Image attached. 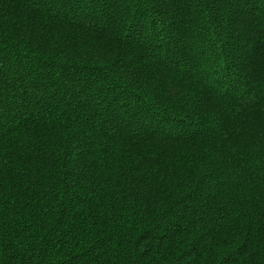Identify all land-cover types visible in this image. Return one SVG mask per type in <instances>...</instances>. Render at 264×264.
<instances>
[{
  "label": "trees",
  "instance_id": "1",
  "mask_svg": "<svg viewBox=\"0 0 264 264\" xmlns=\"http://www.w3.org/2000/svg\"><path fill=\"white\" fill-rule=\"evenodd\" d=\"M0 264H264V0H0Z\"/></svg>",
  "mask_w": 264,
  "mask_h": 264
}]
</instances>
